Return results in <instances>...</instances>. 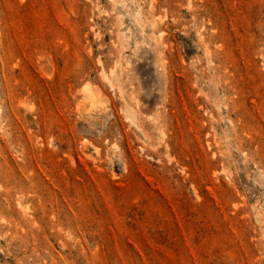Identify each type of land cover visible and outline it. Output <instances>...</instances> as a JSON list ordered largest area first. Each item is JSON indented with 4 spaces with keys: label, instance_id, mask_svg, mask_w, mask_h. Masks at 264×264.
I'll use <instances>...</instances> for the list:
<instances>
[{
    "label": "rangeland",
    "instance_id": "1",
    "mask_svg": "<svg viewBox=\"0 0 264 264\" xmlns=\"http://www.w3.org/2000/svg\"><path fill=\"white\" fill-rule=\"evenodd\" d=\"M0 264H264V0H0Z\"/></svg>",
    "mask_w": 264,
    "mask_h": 264
}]
</instances>
